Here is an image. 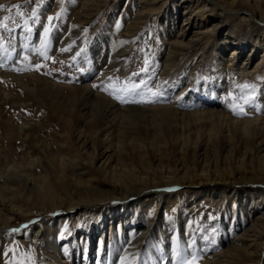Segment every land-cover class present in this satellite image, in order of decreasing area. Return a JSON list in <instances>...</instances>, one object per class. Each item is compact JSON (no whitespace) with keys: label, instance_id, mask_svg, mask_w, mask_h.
<instances>
[{"label":"rangeland","instance_id":"rangeland-1","mask_svg":"<svg viewBox=\"0 0 264 264\" xmlns=\"http://www.w3.org/2000/svg\"><path fill=\"white\" fill-rule=\"evenodd\" d=\"M86 1L0 0V264H212L264 215V185L240 184L264 182V151L250 144L255 128L264 134V66L252 72L261 55L243 68L255 38H264V23L249 20L251 5L264 9V0H223L222 17L193 12L183 40L184 12L201 0H168L171 10L155 16L148 0ZM219 22L220 43L234 31L244 50L231 65L237 45L169 57L178 42L185 53L195 32ZM103 33L107 42L98 41ZM184 62L186 83L169 85ZM249 94L247 114H235L231 98ZM171 108H217L233 127L199 131ZM207 175L233 183L199 184ZM153 184L175 190L137 191ZM52 208L70 211L43 217ZM101 225L103 234L93 229ZM248 251L235 263L264 264V238Z\"/></svg>","mask_w":264,"mask_h":264},{"label":"bare ground","instance_id":"bare-ground-1","mask_svg":"<svg viewBox=\"0 0 264 264\" xmlns=\"http://www.w3.org/2000/svg\"><path fill=\"white\" fill-rule=\"evenodd\" d=\"M89 1L90 0H87L85 2V5H87L89 3ZM101 1H105V0H99L97 2L93 1L92 4H93V6H99L100 7V5L102 3ZM148 1H149V6H150L148 12H149V14L151 16H155L161 11L165 13L166 10H167V12H168V10H171V9H169V5H167L165 7V4L168 2V0H148ZM222 1L223 0H218L217 2L215 0H201V2L195 7V9H187V8H189V6H188L186 8L187 10L184 12L185 13L184 15H186V16H184V21L182 22L181 28L179 29L180 30L179 32H180V34L182 36L181 40H183V36H185L187 33L188 34L190 33V24L193 22V20L192 19L188 20V19L191 17L193 12H195L196 14L197 13H201L200 15L202 16V19L203 18H207L209 16L210 17H217V16L219 17V15H220L222 17V13L220 12V10L223 9V8L218 7V4H221ZM246 3H248V2H246ZM238 6H241V5L239 4ZM251 7L252 8H250V9H251L252 13L250 15L252 16V19H249V20L251 22L253 21V22L257 23V24L262 23V22L264 23V9H261V8L258 9V7L255 4H252ZM93 9L96 10L97 8H93ZM247 11L248 10L245 9V8H239L235 12L241 13V12H247ZM91 13H89V15H87L85 23L90 18V14ZM196 14H194L192 16L193 19H194ZM168 16H171V15H168ZM172 16H173V13H172ZM225 25L226 24H223V23L219 22V23L214 24L213 25L214 27H211L210 29H205V30H202V31H199V32H195L193 34V36L190 38L189 43L187 44V46L185 45L184 48H183V50H186L185 53H182V52L179 51L180 50L179 47H182L181 43L183 41H181V42L177 43L178 44L177 47H172L173 51L170 52L169 57L172 60H178L180 58V56L189 54L191 52H193V55H197L198 50L200 48L204 49L207 46L217 45L219 47V49L224 51V50H227L228 48H230L231 45L232 46L233 45H237L236 47L230 49L231 54H230V59H229V65H231L232 64L231 63L232 58H238L241 55V53L243 54L244 50H243L242 47L241 48L239 47L240 42L237 40L235 35L232 34L234 31L229 32L230 34L228 36V39L223 40V42L220 43L221 39L218 37V34H219V32L221 33V29ZM135 27L137 29L141 28L138 25H136ZM262 27L264 28V26H262ZM107 35L108 34L103 33V35H101V37H100V39L98 41L99 42H107V40H108V36ZM213 37H215V38H213ZM254 43L255 44L252 45L250 47V49H249L251 51V53H249V55H248L249 57H247V59H244V61H243V64H244L243 68L244 69L245 68L246 69L247 68L251 69V64L253 62L251 60H252L253 56H255L257 54L258 55L260 54L261 55V61L259 63H257V65H256L257 69L252 71V72H256V71L260 72L262 67L264 66V38H261V39L255 38ZM259 45H260V47H259ZM96 49H98V48L94 46L93 47L94 54H96ZM185 62L180 64V65H176L174 67L173 71L169 75V77H170V80H169V83H168L169 85H171V83L174 80H175V82H176V80L177 81L181 80V81H183V83H186L187 76L186 77L185 76L182 77V75H183L182 74V68L186 64ZM259 72L255 74L256 76L254 75L256 78L260 76ZM90 75H92L91 76V79H92L94 77V75H93V70H91V69H89L86 72V76L87 77H89ZM169 85H168V89H169ZM83 88L87 89V91H89V92L91 91V89L87 85H84V86H82L79 89H83ZM188 89H189V87L187 88V90ZM101 102H102V104H104V103L110 104L109 102L106 101V99H102ZM171 109H173V108H171ZM173 110H174L173 112L178 114V112H179L178 110H176V109H173ZM165 111H168V110L165 109ZM179 113L184 115V116L192 117L193 120H192V122L190 124L195 126V128L198 129L199 131H202L203 129L208 128V127L212 128V129L215 128V129L220 130V129L223 128L224 125H226V126H228L230 128L233 127L232 121H234V119L231 116H229L230 114L229 113L226 114L225 112H223L222 110L217 109V108H208V109H202V110L200 109V110L194 111V112H179ZM255 121H258V120H255ZM244 123H245L244 128H246V129L249 128L250 129L251 128V124L253 123V121H245ZM240 130H241V128H237L236 125L234 126V131H233L234 132L233 133L234 137L238 136L241 133ZM243 130H245V129H243ZM254 131H255L254 132V138L250 139V144L253 145L255 143H258V146L261 149L260 151H264V134L261 133V128L260 129L255 128ZM198 183L199 184H203V185L221 184V183H224L225 185H230V183H233V182H228L227 179H222L221 177H218L217 175L216 176H213V175L212 176H208L207 175L206 177H202V179H200V182H198ZM240 184L241 185L245 184V185H250L252 187H257V186L264 185V182L261 183V182H257V181H247V182H242ZM168 185L169 184H164V185L153 184V185H151V187L150 186L140 187V188H138L139 190H137V189L133 190L132 189V191L137 190V191H139V193H143L144 195H146V194H149V193L164 192V190H167L168 191L167 193H170V192L175 190V189H169L168 190V188H167ZM179 185H181V183L177 184V186H179ZM135 193L137 194L138 192L135 191V192H133L130 195H133ZM130 195H128L127 197H130ZM118 200H116V202H117L116 204H118V202H120V203L128 202V199H125V200L124 199H118ZM121 200H123V201H121ZM4 202H5L4 203L5 209L9 210V212L11 214L14 215V214H20L21 213V210L19 208H15L13 205H11L10 203H7L5 200H4ZM96 203L100 204L101 202L97 201V202H95V204ZM116 204H114V205H116ZM96 208L98 209L99 207H96ZM69 211H70V209H65L64 210V209H59V208L58 209L52 208V209L47 210V211H42L41 214H43V217L45 216L48 219L49 218L52 219V218L58 217V216H60V215H62L64 213H67ZM26 214L30 215V213H26ZM95 221H97V219ZM140 223H143V220ZM89 226H91V225L89 224ZM3 228L4 227H0V229H3ZM263 228H264V215H258L254 219V221L250 224V226L241 235H239L236 238V240H234L233 244L227 246L225 248V250H223L220 253V255H218L219 258L217 260L211 262V263L212 264H236L235 262L238 261V258H239L238 255H242V256L244 255V260L247 259L248 257H247L246 254L252 255L251 252L248 251V247L254 246L256 243L259 242V240L261 238H264V233H262V229ZM93 229H94V231H99L101 234H103L102 232H104V228H103L102 225L101 226H97L96 228H93ZM93 229H91V230H93ZM239 241L242 244H245V246L238 245ZM63 262L67 263L68 261L64 260ZM68 264H71V263H68ZM256 264H259V262H257Z\"/></svg>","mask_w":264,"mask_h":264},{"label":"snow or ice","instance_id":"snow-or-ice-1","mask_svg":"<svg viewBox=\"0 0 264 264\" xmlns=\"http://www.w3.org/2000/svg\"><path fill=\"white\" fill-rule=\"evenodd\" d=\"M3 6H0V8H2ZM14 8L17 9L16 15L20 16L21 18L24 19V23L23 25H20L21 28H24L26 30H31L29 27V20L27 18H24L23 16V12L21 10V5H14ZM9 11H11V9H9ZM36 13L33 12L32 13V19H35ZM10 19H12L9 16H4L2 18L3 21H9ZM49 19H52L51 17H49ZM14 22V20H13ZM5 31H8L10 34L14 31V29L10 28V27H6L4 28ZM245 89L248 88V85H244L243 86ZM123 90H127V89H123ZM153 95H156V93H153ZM119 98V97H117ZM254 101V97L249 94L247 96L245 95H241L240 97H233L231 98V104H232V109L235 112V114H247L245 109L248 107L249 104L253 103ZM183 264H195V260H185L183 262Z\"/></svg>","mask_w":264,"mask_h":264}]
</instances>
